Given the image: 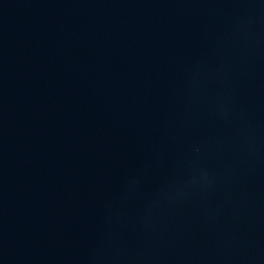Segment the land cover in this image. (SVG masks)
<instances>
[{
    "label": "water",
    "instance_id": "water-1",
    "mask_svg": "<svg viewBox=\"0 0 264 264\" xmlns=\"http://www.w3.org/2000/svg\"><path fill=\"white\" fill-rule=\"evenodd\" d=\"M0 264H264V0H0Z\"/></svg>",
    "mask_w": 264,
    "mask_h": 264
}]
</instances>
